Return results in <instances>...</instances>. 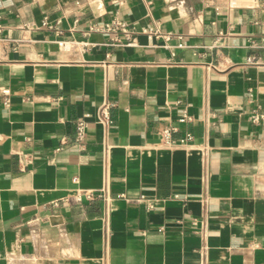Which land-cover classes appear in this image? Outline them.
Masks as SVG:
<instances>
[{"label":"crops","instance_id":"0c3cea01","mask_svg":"<svg viewBox=\"0 0 264 264\" xmlns=\"http://www.w3.org/2000/svg\"><path fill=\"white\" fill-rule=\"evenodd\" d=\"M254 110L264 0H0V264H264Z\"/></svg>","mask_w":264,"mask_h":264},{"label":"built area","instance_id":"2783aa9c","mask_svg":"<svg viewBox=\"0 0 264 264\" xmlns=\"http://www.w3.org/2000/svg\"><path fill=\"white\" fill-rule=\"evenodd\" d=\"M103 30L105 32H119L123 35L125 41L123 42L119 38H113L112 39V45H126V46H135L137 45L136 41V32L129 26L128 23L121 21V20H115L111 23L105 24L103 26ZM144 34H146L150 39H163L166 43H168L172 39L171 34L162 33L159 29L156 28H146L142 31ZM179 39V48H183L184 42L181 36H178ZM60 46L64 48H68V44H66L64 41L59 43ZM167 47V44L164 45ZM5 95L9 94V90L3 91ZM110 103H106L103 105V107L100 110V118L106 123L111 124L112 118L110 114ZM190 118L188 116V113L186 110H183V115L179 119L180 122H186L189 121ZM249 120L253 123H259L261 121H264V114L260 113L257 110H254L251 112L249 116ZM76 123V139L78 142L82 143L85 138L86 129L88 127V121L85 117L79 118L75 121ZM178 132L177 127L174 126H168L162 132L160 133L161 139L164 143L168 145H176V144H187L189 141L193 140V136L190 133H186L184 137L177 138L175 137V134ZM96 194L89 192V191H79L77 194V200L83 201L88 200L92 201L96 198Z\"/></svg>","mask_w":264,"mask_h":264}]
</instances>
